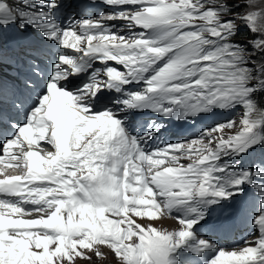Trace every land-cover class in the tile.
<instances>
[{
    "label": "snow or ice",
    "instance_id": "1",
    "mask_svg": "<svg viewBox=\"0 0 264 264\" xmlns=\"http://www.w3.org/2000/svg\"><path fill=\"white\" fill-rule=\"evenodd\" d=\"M0 153V264H264V0H0Z\"/></svg>",
    "mask_w": 264,
    "mask_h": 264
},
{
    "label": "rangeland",
    "instance_id": "2",
    "mask_svg": "<svg viewBox=\"0 0 264 264\" xmlns=\"http://www.w3.org/2000/svg\"><path fill=\"white\" fill-rule=\"evenodd\" d=\"M236 40L240 41L242 40V38H235ZM235 116H238V114H236ZM235 129L232 130H228L225 129L226 133H230V134H234L235 133ZM168 217V216H167ZM138 223H141L145 226H147L149 223H151L154 227L158 228V229H164L161 225L165 224V227L167 230H173L176 227V221L174 219H172L171 217H168L167 219H165L163 216L157 218V219H153L147 216H142V217H133ZM158 222V223H157ZM173 222H176L175 224H173ZM160 223V224H159ZM175 225V226H174ZM240 247V246H238ZM233 248H237V247H233ZM232 249V248H230ZM105 251H107L105 249ZM77 264H89L88 261H84V260H77ZM93 264H115V260L113 257L109 256L108 260L106 261H101L96 259L95 257L93 258Z\"/></svg>",
    "mask_w": 264,
    "mask_h": 264
},
{
    "label": "trees",
    "instance_id": "3",
    "mask_svg": "<svg viewBox=\"0 0 264 264\" xmlns=\"http://www.w3.org/2000/svg\"><path fill=\"white\" fill-rule=\"evenodd\" d=\"M241 37L242 39H244V37H247V32H244L243 34L241 33L240 35H238L235 38Z\"/></svg>",
    "mask_w": 264,
    "mask_h": 264
},
{
    "label": "bare ground",
    "instance_id": "4",
    "mask_svg": "<svg viewBox=\"0 0 264 264\" xmlns=\"http://www.w3.org/2000/svg\"><path fill=\"white\" fill-rule=\"evenodd\" d=\"M243 40V39H242ZM165 219H167L168 217L167 216H163ZM158 223V222H157ZM176 222H173V224H175ZM160 224V223H159ZM164 229H166V227H165V224L164 225H161ZM175 226V225H174ZM245 245H243V246H240V247H244Z\"/></svg>",
    "mask_w": 264,
    "mask_h": 264
}]
</instances>
